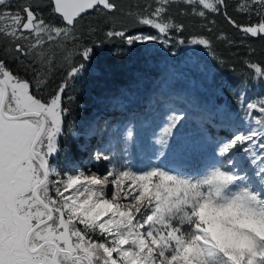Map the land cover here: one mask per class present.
<instances>
[{
    "label": "snow or ice",
    "instance_id": "6c2138e0",
    "mask_svg": "<svg viewBox=\"0 0 264 264\" xmlns=\"http://www.w3.org/2000/svg\"><path fill=\"white\" fill-rule=\"evenodd\" d=\"M174 5L185 6L180 16L223 15L246 36L264 39V0H238L247 25L229 15L227 0H146L128 11L116 0H0V264H264V98L249 102L240 92L243 116L228 114L230 138L213 140L202 123L185 134L186 110L176 107L185 96L172 92L170 114L152 128L158 163L134 169L119 161L112 141L88 149L90 163L108 162L104 175L52 163L67 152L61 137L74 97L66 90L88 71L95 48L114 38L169 45L186 27ZM90 12L103 17L99 39L97 26L80 27ZM216 40L234 43L223 32ZM187 43L213 48L204 34ZM244 64L264 80V66ZM57 67L63 77L45 94ZM134 137L129 122L125 152ZM206 148L209 164L184 167Z\"/></svg>",
    "mask_w": 264,
    "mask_h": 264
},
{
    "label": "rangeland",
    "instance_id": "374dc122",
    "mask_svg": "<svg viewBox=\"0 0 264 264\" xmlns=\"http://www.w3.org/2000/svg\"><path fill=\"white\" fill-rule=\"evenodd\" d=\"M145 2L146 0H135L128 10H136V5L142 7ZM184 7L172 6V14L178 22L185 18L179 15ZM208 21L199 20L201 26L207 25L206 30L211 28ZM143 32L149 35L156 34L154 30ZM195 35L198 34L186 39L184 44L177 43L178 39H182L177 34H173L169 45H163L158 41L136 43L130 45L132 48H124L122 57L117 58L118 64L113 68L104 69L106 74L100 72V67L88 69L74 83L78 87L88 86L92 78L99 80V86L93 89V104L85 114L71 113L68 119L72 129L76 125L79 126L78 131L81 135L77 130L74 131L75 135L66 130L65 135L61 137L62 143L73 138L71 143L76 153L69 157L68 151H62L59 160L54 159L52 163L64 169L68 161L85 170L90 169L104 175L109 168L108 162L90 163L88 149L93 151L101 149L110 141L118 153L119 161L127 159L134 169L149 165L150 160L158 163L152 157L149 147L154 140L152 128L170 114L168 94L172 92L185 96L184 101L176 104L177 108L186 110V118L181 122L185 124V134L193 135L196 126L202 123L213 140L230 138L232 129L226 116L228 114L233 118L243 116V110L237 106L238 94L243 92L246 101L250 102L264 98V88L251 87L249 83L252 73L248 72L243 76L244 89L239 92L236 90L229 92L225 89L216 75L215 68L221 60L214 50L209 52L203 46L187 43ZM105 66L108 67L106 64ZM99 74L102 75L100 78ZM116 78L118 85H113ZM70 88L75 86L72 85ZM141 121L149 123L142 126ZM129 122L133 126L135 137L125 152L123 136ZM93 131L94 134H90ZM61 148L67 149L64 144H61ZM211 161V148H206L184 161V167L195 172Z\"/></svg>",
    "mask_w": 264,
    "mask_h": 264
},
{
    "label": "trees",
    "instance_id": "16d2710c",
    "mask_svg": "<svg viewBox=\"0 0 264 264\" xmlns=\"http://www.w3.org/2000/svg\"><path fill=\"white\" fill-rule=\"evenodd\" d=\"M116 2L127 11L129 7H131L135 0H116ZM228 2V13L233 17L238 23L242 25H247L250 23L247 15L239 13L236 11V4L238 0H227ZM210 20H215V24H211V32H208L205 27L201 26V22H199V18H193L191 16H185L183 20H181L185 24V30L182 34H177L179 38L184 40L188 39L194 34H204L208 38L213 40V50L215 54H217L218 58L223 61V63H219L215 70L216 75L221 81V84L225 89L229 92L236 90L237 92L244 89V78L243 76L251 72L252 78L249 83L251 87H258V89L264 88V80H255L253 79L254 73L245 66L244 61L248 60L252 63H259L261 66H264V39L261 38H251L241 33L237 29H235L232 25H230L223 15L209 14L208 18ZM117 21H125L126 18L122 17L120 14L116 16ZM251 22H255V18ZM97 26L101 29V31L97 35V39L102 36L103 30H106L104 27L103 17L98 15L96 12H90L84 16L81 21L80 27L81 29L86 28L87 25ZM117 29H119V23L117 24ZM137 29L133 28L132 31L135 32ZM141 31H153V29L144 27L140 29ZM227 34L234 43L232 45H228L223 41L216 40V36L219 33ZM176 35V34H175ZM124 48H132L130 45L126 44L121 38H114L111 41H105L103 45L98 46L94 50V56L92 60L88 64V69L100 67V72L106 74L104 72L105 68H113L115 64L117 65L119 60L117 58L122 57V53ZM251 50V51H250ZM220 61V62H221ZM105 64L108 66L106 67ZM14 69H16L21 75H26L22 68L17 64L11 65ZM86 73V72H85ZM27 75H30L27 74ZM102 75L99 74V78ZM117 77V75H115ZM150 76V73H149ZM63 73L58 69V67L54 70L53 75L51 77L49 88L45 90V94L50 91L52 88H55L59 81L62 79ZM123 77V76H121ZM118 77V79H121ZM102 79H100L101 81ZM75 88H70L66 90V96L74 95V100L70 105V113L65 118V133L68 129V119L71 113L78 112L80 114H85L89 107L92 106L94 100V91L97 86H99V80L96 78H92L90 82H88V86H77L76 83L72 84ZM113 85H118L117 78L114 80ZM78 87V88H77ZM262 88V89H263ZM79 126H74L72 132L78 131ZM79 132V131H78ZM79 135L81 133L79 132ZM71 139V138H70ZM73 141V138L71 139ZM69 140H64L61 144L67 148L68 156L74 155L76 152L72 146V143Z\"/></svg>",
    "mask_w": 264,
    "mask_h": 264
}]
</instances>
